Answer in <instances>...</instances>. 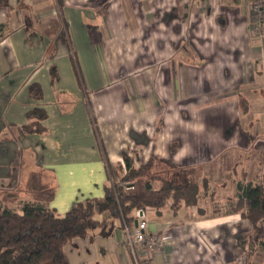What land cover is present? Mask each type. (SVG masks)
<instances>
[{
	"label": "crops",
	"instance_id": "0c3cea01",
	"mask_svg": "<svg viewBox=\"0 0 264 264\" xmlns=\"http://www.w3.org/2000/svg\"><path fill=\"white\" fill-rule=\"evenodd\" d=\"M238 2L0 0V188L47 168L57 182L51 205L64 213L103 196L108 164L125 153L137 164L156 153L207 168L234 192L264 180V39ZM33 82L41 99L30 95ZM32 107L47 110L43 132L24 130L37 120ZM144 213L164 250L135 256L117 224L109 237L68 243L71 264H248L239 213L170 204Z\"/></svg>",
	"mask_w": 264,
	"mask_h": 264
},
{
	"label": "trees",
	"instance_id": "16d2710c",
	"mask_svg": "<svg viewBox=\"0 0 264 264\" xmlns=\"http://www.w3.org/2000/svg\"><path fill=\"white\" fill-rule=\"evenodd\" d=\"M50 70L55 83L59 72L54 65ZM30 95L34 99L44 96L41 83L30 85ZM27 115L37 120L24 125L26 132L46 130L40 123L48 115L44 107H32ZM108 165L111 179L104 185V195L82 198L64 213L51 205L57 182L50 170L32 168L24 174L18 189L27 199L19 202L20 208L0 197V264H71L66 245L76 237L96 232L109 237L117 224L133 228L137 210L160 212L170 204L178 212L201 199L202 185L193 165H177L156 153L138 164L125 153L123 162ZM155 181H160L158 186ZM203 184L209 188L207 179ZM235 196L230 209L248 226L237 232V245L250 258L257 249L264 251V181L237 182Z\"/></svg>",
	"mask_w": 264,
	"mask_h": 264
},
{
	"label": "rangeland",
	"instance_id": "374dc122",
	"mask_svg": "<svg viewBox=\"0 0 264 264\" xmlns=\"http://www.w3.org/2000/svg\"><path fill=\"white\" fill-rule=\"evenodd\" d=\"M236 5H238L240 8L244 7L245 6L244 0H240V2H238ZM222 18L224 19V21L227 20L226 16H222ZM224 164L226 165V161H224ZM196 173L200 185L203 184L202 180L204 179H207L209 181V178H203L204 173H206L211 180L209 184L210 185L209 192L208 193L201 192V196H200L201 199L197 204V208H203L204 211L205 210L207 211V214H212V215L216 214L217 212H227V214L237 213V212H233L230 209V205L234 203L232 197H234L236 194V192H234V190L232 189L233 184L230 180H227L228 181L227 183L226 180L225 179L223 180L222 177L220 181L213 182V177L210 175V172H208L207 168H205V170L203 171L202 170L199 171L198 168ZM260 181H264V180L262 179ZM159 183L160 181H155L154 186H158ZM19 184H17L16 186L14 185V187H11V189H9L8 192L7 191L4 192L3 188H0V197L1 198L3 197L6 203L11 202L12 206L15 208H20L19 202L22 200V198L27 197L26 194L23 193V191H20L18 189V187L20 186ZM140 248L141 247L137 246L136 249L138 250ZM243 257H245V260L246 258L248 259V264H264V251L262 249H257L254 255L249 256L250 258H248L245 254Z\"/></svg>",
	"mask_w": 264,
	"mask_h": 264
},
{
	"label": "built area",
	"instance_id": "2783aa9c",
	"mask_svg": "<svg viewBox=\"0 0 264 264\" xmlns=\"http://www.w3.org/2000/svg\"><path fill=\"white\" fill-rule=\"evenodd\" d=\"M244 3L249 13L251 33L257 38L264 39V0H244ZM136 213L138 218L135 226L133 228L125 226L124 243L130 246L135 256L138 253L137 246L148 252L164 250L167 245L165 237L158 229L148 230L146 213L142 210H137Z\"/></svg>",
	"mask_w": 264,
	"mask_h": 264
},
{
	"label": "water",
	"instance_id": "95a60500",
	"mask_svg": "<svg viewBox=\"0 0 264 264\" xmlns=\"http://www.w3.org/2000/svg\"><path fill=\"white\" fill-rule=\"evenodd\" d=\"M137 223V220H136V222H135V224Z\"/></svg>",
	"mask_w": 264,
	"mask_h": 264
}]
</instances>
